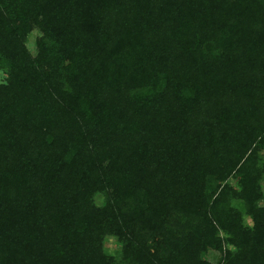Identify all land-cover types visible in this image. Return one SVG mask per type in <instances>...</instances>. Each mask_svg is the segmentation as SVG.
I'll list each match as a JSON object with an SVG mask.
<instances>
[{"label":"trees","instance_id":"obj_1","mask_svg":"<svg viewBox=\"0 0 264 264\" xmlns=\"http://www.w3.org/2000/svg\"><path fill=\"white\" fill-rule=\"evenodd\" d=\"M0 264H264V0H0Z\"/></svg>","mask_w":264,"mask_h":264},{"label":"rangeland","instance_id":"obj_2","mask_svg":"<svg viewBox=\"0 0 264 264\" xmlns=\"http://www.w3.org/2000/svg\"><path fill=\"white\" fill-rule=\"evenodd\" d=\"M31 41L29 42L28 44V47L30 49V51L35 54L36 50H35V46H34V38H31L30 39ZM99 201H102L101 198H99ZM106 248H107V251H109V253L117 256L118 255V252L120 251V246H118V244L115 242L114 239H108L107 242H106ZM211 259H216L214 256H211L210 257Z\"/></svg>","mask_w":264,"mask_h":264}]
</instances>
